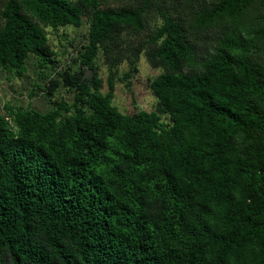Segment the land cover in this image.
<instances>
[{
  "label": "trees",
  "instance_id": "1",
  "mask_svg": "<svg viewBox=\"0 0 264 264\" xmlns=\"http://www.w3.org/2000/svg\"><path fill=\"white\" fill-rule=\"evenodd\" d=\"M0 73V264H264V0H0Z\"/></svg>",
  "mask_w": 264,
  "mask_h": 264
},
{
  "label": "rangeland",
  "instance_id": "2",
  "mask_svg": "<svg viewBox=\"0 0 264 264\" xmlns=\"http://www.w3.org/2000/svg\"><path fill=\"white\" fill-rule=\"evenodd\" d=\"M65 32L71 37L79 35V38L75 39H80V37L85 33V29H82L80 32H78L69 28L65 29ZM57 35H61V32L54 33L52 31H48V37L50 38V44L52 48L56 52H60L62 50L61 45L65 46V42H59ZM71 56L75 57L76 55L75 53L71 52ZM65 57L61 58L60 56L59 60L61 62L65 61ZM96 65L99 68L98 73L100 78L105 79L107 72L101 58L96 61ZM125 70V65H122L119 68L120 73H123ZM159 73L160 70L152 69L146 63L145 58L142 56L138 64V74L135 76L134 79H131V85L129 89L124 87L121 83L116 84L113 105L122 114H132L138 111L152 110L153 106L156 103V99L154 98V96H152L150 90L148 89L147 81L149 79H152ZM29 75L32 76V74ZM31 83L32 82L30 79L25 82L22 80H17L9 74L0 73V99L2 101L15 102L17 105L22 106H27L28 104H31L33 108L45 111L49 108V105H47L43 99L35 98L31 101L28 100L24 91L28 88L30 89ZM19 93L22 95H19ZM66 100H69V97H67Z\"/></svg>",
  "mask_w": 264,
  "mask_h": 264
},
{
  "label": "water",
  "instance_id": "3",
  "mask_svg": "<svg viewBox=\"0 0 264 264\" xmlns=\"http://www.w3.org/2000/svg\"><path fill=\"white\" fill-rule=\"evenodd\" d=\"M82 81L88 80L89 83L92 82V70L86 69L81 77Z\"/></svg>",
  "mask_w": 264,
  "mask_h": 264
}]
</instances>
